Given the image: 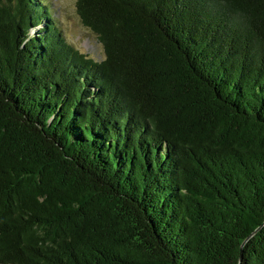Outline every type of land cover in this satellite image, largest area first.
<instances>
[{
    "label": "trees",
    "instance_id": "1",
    "mask_svg": "<svg viewBox=\"0 0 264 264\" xmlns=\"http://www.w3.org/2000/svg\"><path fill=\"white\" fill-rule=\"evenodd\" d=\"M76 6L0 0V264H264V0Z\"/></svg>",
    "mask_w": 264,
    "mask_h": 264
},
{
    "label": "rangeland",
    "instance_id": "2",
    "mask_svg": "<svg viewBox=\"0 0 264 264\" xmlns=\"http://www.w3.org/2000/svg\"><path fill=\"white\" fill-rule=\"evenodd\" d=\"M53 11L52 20L56 24L62 39L80 53L97 61L105 58L103 46L96 35L83 24L78 15L76 0H43ZM35 28L32 34L43 28Z\"/></svg>",
    "mask_w": 264,
    "mask_h": 264
}]
</instances>
